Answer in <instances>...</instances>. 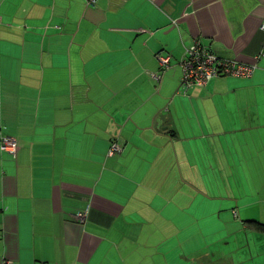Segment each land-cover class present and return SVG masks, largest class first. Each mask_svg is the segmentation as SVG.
Masks as SVG:
<instances>
[{"label":"crops","instance_id":"0c3cea01","mask_svg":"<svg viewBox=\"0 0 264 264\" xmlns=\"http://www.w3.org/2000/svg\"><path fill=\"white\" fill-rule=\"evenodd\" d=\"M263 21L264 0H0V264H264ZM194 42L252 77L182 92Z\"/></svg>","mask_w":264,"mask_h":264},{"label":"built area","instance_id":"2783aa9c","mask_svg":"<svg viewBox=\"0 0 264 264\" xmlns=\"http://www.w3.org/2000/svg\"><path fill=\"white\" fill-rule=\"evenodd\" d=\"M87 5H94L95 0H85ZM264 33V21L260 26ZM159 64L163 70L169 68V57H158ZM181 88L186 92L196 88L206 87L212 80L222 77L251 78L256 65H244L232 60L219 58L207 47L194 42L185 50V56L181 63ZM158 76L155 79L158 80ZM16 142L11 137H2L0 150L2 152H15ZM119 151L117 145H113L111 153ZM81 217V216H80Z\"/></svg>","mask_w":264,"mask_h":264},{"label":"trees","instance_id":"16d2710c","mask_svg":"<svg viewBox=\"0 0 264 264\" xmlns=\"http://www.w3.org/2000/svg\"><path fill=\"white\" fill-rule=\"evenodd\" d=\"M259 229H262L264 231V225H260L258 226Z\"/></svg>","mask_w":264,"mask_h":264},{"label":"rangeland","instance_id":"374dc122","mask_svg":"<svg viewBox=\"0 0 264 264\" xmlns=\"http://www.w3.org/2000/svg\"><path fill=\"white\" fill-rule=\"evenodd\" d=\"M180 87H181V84H180ZM181 91H182V92H186V91H185L184 89H182V88H181ZM183 95H184V94H183Z\"/></svg>","mask_w":264,"mask_h":264}]
</instances>
